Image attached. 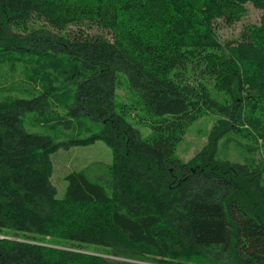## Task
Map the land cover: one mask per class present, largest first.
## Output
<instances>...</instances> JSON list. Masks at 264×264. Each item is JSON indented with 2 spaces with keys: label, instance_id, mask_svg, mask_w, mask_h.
Wrapping results in <instances>:
<instances>
[{
  "label": "trees",
  "instance_id": "obj_1",
  "mask_svg": "<svg viewBox=\"0 0 264 264\" xmlns=\"http://www.w3.org/2000/svg\"><path fill=\"white\" fill-rule=\"evenodd\" d=\"M247 4L258 21L222 40L218 22L241 21ZM16 63L41 92L0 100V264H264V0H0V67ZM120 84L133 102L116 100ZM26 113L100 127L56 141L27 131ZM210 113L201 149L178 157ZM230 133L261 157H217ZM96 140L111 162L65 174L58 198L52 154Z\"/></svg>",
  "mask_w": 264,
  "mask_h": 264
},
{
  "label": "rangeland",
  "instance_id": "obj_2",
  "mask_svg": "<svg viewBox=\"0 0 264 264\" xmlns=\"http://www.w3.org/2000/svg\"><path fill=\"white\" fill-rule=\"evenodd\" d=\"M260 11L254 8L251 4H247V13L241 21L232 25H226L224 22H218L217 33L222 40H229L236 36L242 24L248 22H257ZM16 65V66H15ZM15 68H11L10 64H5L0 67V100L7 97H17L30 99L40 94L41 85L33 83L29 80V74L25 72L26 67L21 63H16ZM63 76L58 77L56 86L62 89ZM38 83V82H37ZM133 93L126 87L125 84H120L116 88V100L131 103L134 101ZM65 110L59 109L60 113ZM144 113L143 110L132 107L126 117L132 125L137 128L142 138H148L151 135V127L148 118H139L134 114ZM33 113H26L23 116V126L29 132H37L48 134L56 141H67L69 139L86 137L92 133L99 131L100 123L92 120L88 116H81L73 122L56 123L53 128H48L46 125L35 123ZM217 116L213 113L206 114L192 123L187 129L183 139L178 143L175 154L183 160L189 159L196 151L200 150L205 143L210 129ZM252 144L246 139L237 137L234 133L224 136L220 139L217 146V157L222 159H230L235 161H244L246 158L258 160L261 157L260 150L247 151V145ZM246 148V149H245ZM54 171L52 181L56 187L58 198L62 197L67 185L64 179L65 174L71 171H78L89 168V171L94 173L99 172L106 164L111 162L110 149L100 140L88 145H74L67 149H60L51 156ZM102 171V170H101ZM100 171V172H101ZM92 172V173H93ZM99 172V173H100ZM96 246H90L88 249L95 252L99 251ZM129 259L121 255L115 254L113 258L129 259L139 264H161L160 262L147 258Z\"/></svg>",
  "mask_w": 264,
  "mask_h": 264
}]
</instances>
